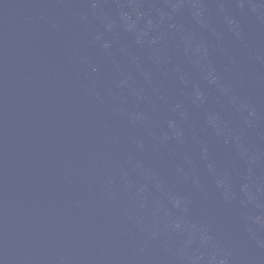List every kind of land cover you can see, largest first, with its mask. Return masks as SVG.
Segmentation results:
<instances>
[{
  "label": "water",
  "instance_id": "95a60500",
  "mask_svg": "<svg viewBox=\"0 0 264 264\" xmlns=\"http://www.w3.org/2000/svg\"><path fill=\"white\" fill-rule=\"evenodd\" d=\"M0 264H264V0H0Z\"/></svg>",
  "mask_w": 264,
  "mask_h": 264
}]
</instances>
